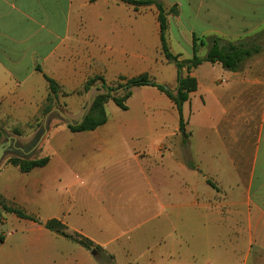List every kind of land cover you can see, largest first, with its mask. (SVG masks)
<instances>
[{"label":"crops","instance_id":"1","mask_svg":"<svg viewBox=\"0 0 264 264\" xmlns=\"http://www.w3.org/2000/svg\"><path fill=\"white\" fill-rule=\"evenodd\" d=\"M227 1L232 2L192 1L185 13L177 3L176 21L189 51L178 55L191 59L192 35L204 41L197 46L199 58L206 56L211 37L258 46L259 53L236 72L207 62L192 69L197 88L182 105L183 128L175 107L164 101L172 125L147 146L133 132L140 122L126 129L106 122L91 132L71 133L79 145L57 147L63 158L16 177L13 203L42 224L9 215L12 228L0 232V264H86L85 249L44 228L50 220L99 246L114 263L115 248L129 254L134 233L169 225L173 234L151 244L144 262L182 264L186 252V264H195L189 242L197 221L205 235L201 246L223 239L224 264L238 258L248 264L253 248L264 253V44L257 41L264 4L242 1L248 10L233 16ZM147 36L149 18L118 0H0V115H41L46 77L69 90L94 75H117L119 64L134 53L135 38L144 44ZM171 65L167 80L158 83L174 86L169 89L175 93L178 75ZM121 112L128 115L129 109ZM110 167L118 173L108 179L103 174ZM126 181V195L100 192L101 186ZM111 199L122 202L108 207ZM123 210L134 220L123 218L119 231L111 219ZM140 214L145 218L135 220ZM112 230L118 233L107 236ZM162 248L169 254L153 255Z\"/></svg>","mask_w":264,"mask_h":264},{"label":"rangeland","instance_id":"2","mask_svg":"<svg viewBox=\"0 0 264 264\" xmlns=\"http://www.w3.org/2000/svg\"><path fill=\"white\" fill-rule=\"evenodd\" d=\"M160 2L165 8L168 22V47L173 55L179 53L188 54V48L184 40H181V33L176 21L177 3L182 7L185 13L188 9V4L197 0H156ZM226 2V7L232 13L233 16H238L240 13H245L248 9L243 2L235 3V0ZM247 1H259L264 0H247ZM141 8V9H140ZM136 8V14L143 13V16L149 18V36L146 37L144 44L142 45L139 39L136 37L134 41V53L132 56H128V63L125 65L119 64L118 74L113 75L111 73H101L88 77L82 85L73 89H62L57 86L54 94L50 93L48 88V95L46 96L45 103L41 115H35L34 117L27 115H0V129L4 135L0 139V147H5L4 153L0 159V232H8L12 228L10 216L4 212V207L14 208L13 203L15 180L19 176H27L34 170L28 173L23 172V169L27 166V162L32 160H41L43 158L57 159L63 158V153L57 151V147L66 145L72 149L79 145V140H72L73 134L68 129V124H76L80 122L84 117H88L91 121H99L106 118V126L109 127H123L132 128L135 122H140V128H136L135 135L140 137L144 143V146L150 144L151 141L156 140L162 132L167 131L172 125V114L163 112L166 109L167 104L170 103L172 107L174 97V86L170 89L172 91V97H167L165 94L156 91L152 88H137L133 89L130 98L124 103L129 109V114L124 115L123 112L115 105L112 98L117 95L121 97L123 93L117 90L108 94L106 91L100 89V81H95V84L91 87L85 88V83L95 77L99 76L104 81L107 87L116 89V87L124 83L127 80L136 79L142 76L147 77L155 82L166 81L168 74L166 69H174L172 63L167 62L160 49L158 42V23L157 12L154 6ZM172 9V10H171ZM142 11V12H141ZM186 28V25H184ZM261 38H257V41L264 44V31H260ZM122 60V57H120ZM170 67V68H169ZM102 98V105L98 109H92L93 103ZM130 101V105H129ZM166 107V108H165ZM18 117L17 119H14ZM129 124V126H127ZM126 127V128H125ZM138 129V130H137ZM39 134L40 138L32 150V154H28V157L22 158L13 152H8V143L14 139L20 148L28 150V146L33 141L34 137ZM159 134V135H158ZM153 139V140H152ZM72 146V147H71ZM118 167H110L104 172V176L111 179L114 173L117 172ZM126 184H109L107 186H101L100 192L102 195L109 197L111 193L127 194L130 189L128 181ZM141 189V187H140ZM119 201V200H118ZM118 201L111 199L109 206L111 207L118 203ZM122 202V201H119ZM130 210H123L120 213H115L112 216L114 226L118 227L119 231L125 226L126 223L122 221L123 218H127L131 221L134 218L128 216ZM15 216V215H14ZM145 218L144 214L136 216L135 220H141ZM7 220V223H5ZM22 220V219H21ZM134 223V222H133ZM195 230L193 232L194 240L189 243L192 245L191 252L193 262L207 264H224L226 263V251L228 247L225 245L223 239H213V245L206 247L201 246L202 241L205 239V235L200 228L198 221L194 222ZM70 235H77L76 233L68 232ZM88 232L92 235L97 234V230L94 227H88ZM192 232V230H191ZM118 233L116 230L110 231L107 236ZM173 234L169 225L165 229H155L153 226L146 227L132 236V241L129 244V254H126L121 248H115V263L116 264H146L143 260V255L149 253L151 244L155 243L160 238H165ZM1 236V235H0ZM103 237V236H102ZM196 239V240H195ZM185 251V249H183ZM158 252L169 254L168 249H159L157 252H153V255H158ZM87 258L85 257L86 264H100L90 251H87ZM92 255H91V254ZM180 256V250L178 251ZM189 253L184 252L180 259L182 264L188 262ZM178 256V257H179ZM239 256H243L241 253ZM157 257V256H156ZM179 261V260H178ZM165 264L164 260L157 264ZM167 264L170 261L166 262ZM232 264H241L240 258L237 261H233ZM248 264H264V253L261 254L258 249L253 248L252 254Z\"/></svg>","mask_w":264,"mask_h":264},{"label":"trees","instance_id":"3","mask_svg":"<svg viewBox=\"0 0 264 264\" xmlns=\"http://www.w3.org/2000/svg\"><path fill=\"white\" fill-rule=\"evenodd\" d=\"M122 3L128 4L132 7L140 8V7H150L154 6L157 11V23H158V31H159V42H160V49L164 59L172 63L177 69V90L174 93V97H172V91L165 85L159 84L154 80H150L145 76L127 80L124 83L119 84L116 89H112L107 87L104 81L99 76H95L89 79L85 83V88L91 87L95 84V81H100L101 86L100 89L106 91L108 94L113 93L117 90H120L123 95L121 97L115 95L112 100L115 105L121 110L126 111L127 107L125 106V102L130 98L131 92L135 88H153L157 91L165 94L167 97H172L173 105L176 109V112L180 119V127L183 128L182 123V105L187 102L190 93L196 91L197 82L195 78L190 77L189 73L192 69L197 68L204 62L215 64L219 63L223 69L236 72L240 69L242 63L256 55L261 50L258 46L246 47L239 44H231V43H224L218 38H208V51L204 58H199L196 55L197 46H203L204 41L202 39H198L195 35H192V57L189 60H182L180 55H173L168 47V22H167V14L163 5L156 1V0H118ZM172 10V9H171ZM177 14V10L174 12ZM185 69L187 75L185 77L182 76V70ZM46 82L48 84V88L50 93L54 94L57 88V85L54 81L50 80L46 77ZM102 98L98 97V99L93 103L92 109H98L102 105ZM106 123V118L99 120V121H91L87 116L84 117L80 122L76 124H68V129L71 133H82V132H91L94 131L96 128L103 126ZM4 133L0 129V139L3 137ZM40 135L37 134L31 144L28 146V150L20 148L19 145L16 143L14 139L9 141V146L7 151L13 152L22 158L28 157V154H32V150L37 144ZM49 159L43 158L41 160H32L27 162V166L23 169V172L28 173L33 169L42 168L47 165ZM192 168L191 165H189ZM209 185L213 186L211 183L208 182ZM4 212L8 214L15 215L19 219L32 221L34 223L42 224L36 217L27 215L21 209L14 207H4ZM44 228L55 235L62 237L66 240H69L86 251H90L95 259L100 264H115L114 258L111 255L106 254L99 246L94 245L90 240L78 236V235H70L65 233L66 227L63 226L57 220H50L43 224Z\"/></svg>","mask_w":264,"mask_h":264},{"label":"water","instance_id":"4","mask_svg":"<svg viewBox=\"0 0 264 264\" xmlns=\"http://www.w3.org/2000/svg\"><path fill=\"white\" fill-rule=\"evenodd\" d=\"M181 134L183 135V130L181 131ZM8 145H9V143H8ZM4 150H5V147H0V159H1V157H2V155H3V153H4Z\"/></svg>","mask_w":264,"mask_h":264}]
</instances>
